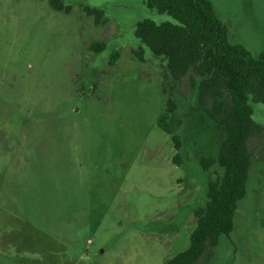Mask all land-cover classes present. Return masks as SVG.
Masks as SVG:
<instances>
[{
  "label": "rangeland",
  "instance_id": "374dc122",
  "mask_svg": "<svg viewBox=\"0 0 264 264\" xmlns=\"http://www.w3.org/2000/svg\"><path fill=\"white\" fill-rule=\"evenodd\" d=\"M62 1L70 13L0 0V264H167L189 248L208 182L224 174L201 160L218 158L225 134L189 75L136 56L137 23L167 15L147 0ZM208 1L231 43L264 53V0ZM170 102L179 152L157 124ZM250 104L263 131L249 142L247 194L232 234L197 264H264V105Z\"/></svg>",
  "mask_w": 264,
  "mask_h": 264
},
{
  "label": "trees",
  "instance_id": "16d2710c",
  "mask_svg": "<svg viewBox=\"0 0 264 264\" xmlns=\"http://www.w3.org/2000/svg\"><path fill=\"white\" fill-rule=\"evenodd\" d=\"M49 4L57 12L72 11L62 0H49ZM145 6L171 21L158 24L144 19L137 23L135 38L141 44L137 58L144 62L149 51L167 62L176 80L189 75L201 109L225 134L218 158L201 160L205 171L217 164L224 174L208 182V200L195 213L197 225L189 248L167 263L197 264L221 238L232 234L239 203L247 194L252 164L249 142L263 131L253 118L250 103L264 105V53L255 57L243 45L231 43L228 29L208 0H147ZM84 12L97 24L105 17L101 9L85 7ZM103 48L94 43L90 51ZM117 57L113 56L112 64ZM157 124L179 152L183 121L174 103L160 114ZM174 160L180 163L179 153Z\"/></svg>",
  "mask_w": 264,
  "mask_h": 264
}]
</instances>
